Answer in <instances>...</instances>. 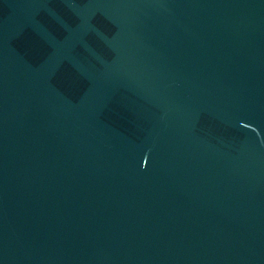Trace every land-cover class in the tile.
Returning <instances> with one entry per match:
<instances>
[{
	"label": "water",
	"instance_id": "obj_1",
	"mask_svg": "<svg viewBox=\"0 0 264 264\" xmlns=\"http://www.w3.org/2000/svg\"><path fill=\"white\" fill-rule=\"evenodd\" d=\"M0 264H264V0H0Z\"/></svg>",
	"mask_w": 264,
	"mask_h": 264
}]
</instances>
